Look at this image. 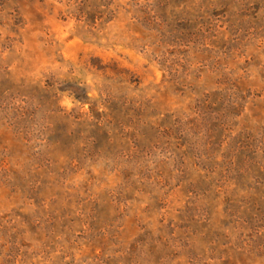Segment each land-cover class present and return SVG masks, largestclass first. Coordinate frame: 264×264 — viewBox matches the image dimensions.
<instances>
[{
  "label": "rangeland",
  "instance_id": "rangeland-1",
  "mask_svg": "<svg viewBox=\"0 0 264 264\" xmlns=\"http://www.w3.org/2000/svg\"><path fill=\"white\" fill-rule=\"evenodd\" d=\"M0 264H264V0H0Z\"/></svg>",
  "mask_w": 264,
  "mask_h": 264
}]
</instances>
